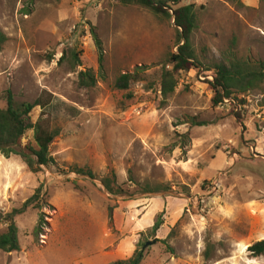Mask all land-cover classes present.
I'll return each mask as SVG.
<instances>
[{"label":"rangeland","instance_id":"1","mask_svg":"<svg viewBox=\"0 0 264 264\" xmlns=\"http://www.w3.org/2000/svg\"><path fill=\"white\" fill-rule=\"evenodd\" d=\"M186 4L198 10L192 41L203 64L264 59L262 0ZM0 30V107L9 89L19 103L42 102L29 121L55 133L60 170L32 172L0 154V234L4 216L34 197L15 216L20 249H0V264H109L137 249L141 264H264L248 250L264 239V83L214 106L202 66L179 72L162 103L174 20L120 0H0ZM84 69L95 86L79 84ZM137 69L129 90L115 88ZM21 142L38 148L35 129ZM75 164L96 178L71 172ZM111 171L126 190L176 188L111 194L100 180Z\"/></svg>","mask_w":264,"mask_h":264},{"label":"trees","instance_id":"2","mask_svg":"<svg viewBox=\"0 0 264 264\" xmlns=\"http://www.w3.org/2000/svg\"><path fill=\"white\" fill-rule=\"evenodd\" d=\"M123 4H135L148 8L155 15L174 20L176 26V47L177 50L169 54L168 65L171 68H163L161 80L162 103L174 92L177 84V74L181 71L190 70L204 66L205 70L212 71L213 80H209L213 91L212 103L218 106L225 98L237 97L261 88L264 83V59L259 60H232L229 62H217L205 65L198 58V54L193 45L192 36L198 26L199 16L195 4L179 6L182 0H120ZM264 2V0H262ZM7 35L0 30V50L7 41ZM65 53H63V58ZM76 65L79 63L78 55L74 53ZM101 62V59H100ZM142 71L126 72L119 75L115 81V88L127 91L132 82L140 79ZM97 78L94 70L84 69L79 72V84L86 87L95 86ZM6 106L0 107V154L10 157L20 156L32 172H37L42 166H55L58 171L55 158L49 153L50 143L55 137V133L43 128L39 123L32 124L29 121L31 111L37 105H42L40 100L34 102H17L13 92L9 89L5 92ZM131 97V96H130ZM244 100H242L243 102ZM239 115V113H238ZM35 129V140L38 148L23 146L22 138L27 130ZM81 175L96 178L94 172L87 167L72 165L69 169ZM65 171V170H61ZM101 183L111 194L152 193L160 191H172L176 188L173 183H150L145 182L134 190L124 189L117 181L114 171L101 177ZM39 192V190H38ZM37 192V193H38ZM34 197L28 199L23 207L14 208L7 213L3 220L7 223V230L0 234V249L5 252H12L20 249L18 239V226L15 216L23 213L32 203ZM158 217L150 233H156L163 224ZM254 256L264 253V239L253 243L248 247ZM143 251L137 249L133 255L127 259H118L109 264H141Z\"/></svg>","mask_w":264,"mask_h":264},{"label":"built area","instance_id":"3","mask_svg":"<svg viewBox=\"0 0 264 264\" xmlns=\"http://www.w3.org/2000/svg\"><path fill=\"white\" fill-rule=\"evenodd\" d=\"M230 100H232V99H231V98H225V99L223 100V102L220 103L219 106L223 107V106L226 105L228 102H230Z\"/></svg>","mask_w":264,"mask_h":264},{"label":"water","instance_id":"4","mask_svg":"<svg viewBox=\"0 0 264 264\" xmlns=\"http://www.w3.org/2000/svg\"><path fill=\"white\" fill-rule=\"evenodd\" d=\"M149 244H151V242L149 241V242H147V244L144 246V248L147 246V245H149Z\"/></svg>","mask_w":264,"mask_h":264}]
</instances>
